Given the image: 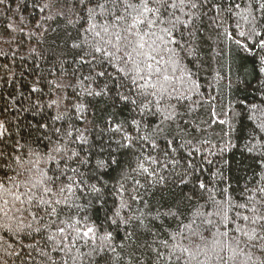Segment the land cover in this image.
I'll return each mask as SVG.
<instances>
[{
	"label": "snow or ice",
	"instance_id": "6c2138e0",
	"mask_svg": "<svg viewBox=\"0 0 264 264\" xmlns=\"http://www.w3.org/2000/svg\"><path fill=\"white\" fill-rule=\"evenodd\" d=\"M0 6V264H264V0Z\"/></svg>",
	"mask_w": 264,
	"mask_h": 264
},
{
	"label": "trees",
	"instance_id": "16d2710c",
	"mask_svg": "<svg viewBox=\"0 0 264 264\" xmlns=\"http://www.w3.org/2000/svg\"><path fill=\"white\" fill-rule=\"evenodd\" d=\"M0 7H2V6H0ZM13 7H15V5H13ZM27 13H25V15H26ZM9 15H12V13H9ZM205 64H204V71H202L201 72V78L203 79L204 77H208L209 76V73L211 72V70H212V68H215V63L214 62H209V58L206 56L205 57ZM29 65H31V63H32V61L31 60H29ZM251 67V65L249 64V68ZM253 84H255V80H253ZM258 99V98H257ZM231 155V154H230ZM235 159L237 160V161H239V160H241V157H240V155H239V153L237 152L236 154H235Z\"/></svg>",
	"mask_w": 264,
	"mask_h": 264
}]
</instances>
